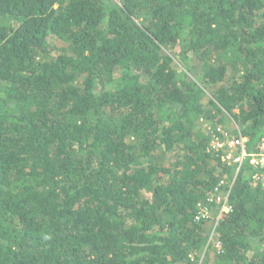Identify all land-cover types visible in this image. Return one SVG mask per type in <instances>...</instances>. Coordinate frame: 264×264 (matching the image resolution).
Returning a JSON list of instances; mask_svg holds the SVG:
<instances>
[{
    "label": "trees",
    "instance_id": "16d2710c",
    "mask_svg": "<svg viewBox=\"0 0 264 264\" xmlns=\"http://www.w3.org/2000/svg\"><path fill=\"white\" fill-rule=\"evenodd\" d=\"M239 135L264 0H0V264H264V187L214 146Z\"/></svg>",
    "mask_w": 264,
    "mask_h": 264
},
{
    "label": "built area",
    "instance_id": "2783aa9c",
    "mask_svg": "<svg viewBox=\"0 0 264 264\" xmlns=\"http://www.w3.org/2000/svg\"><path fill=\"white\" fill-rule=\"evenodd\" d=\"M218 150H225L221 155V160L234 166V175L237 174L241 165L247 162L251 167V178L254 182H260L264 187V137L252 148H247V140L241 135L236 137H225L223 140L214 144ZM233 180L221 177L217 184L206 196L205 202L198 208L195 219L198 221H209L210 211L216 207V217L222 212H229L232 205L229 203L228 196ZM212 209V210H211Z\"/></svg>",
    "mask_w": 264,
    "mask_h": 264
},
{
    "label": "rangeland",
    "instance_id": "374dc122",
    "mask_svg": "<svg viewBox=\"0 0 264 264\" xmlns=\"http://www.w3.org/2000/svg\"><path fill=\"white\" fill-rule=\"evenodd\" d=\"M202 99H203V101H207V100H208V95L203 96ZM248 146H249V145H248ZM211 210H212V209H211ZM210 214H211L210 222H212V221H213V218H214L215 215H216V211H215V210H212V211H210ZM210 222H209V223H210ZM210 224H211V223H210Z\"/></svg>",
    "mask_w": 264,
    "mask_h": 264
}]
</instances>
